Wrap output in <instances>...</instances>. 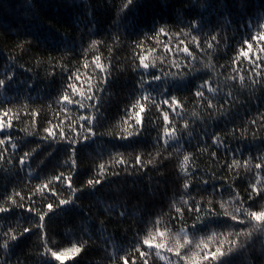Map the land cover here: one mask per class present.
<instances>
[{"label": "snow or ice", "instance_id": "snow-or-ice-1", "mask_svg": "<svg viewBox=\"0 0 264 264\" xmlns=\"http://www.w3.org/2000/svg\"><path fill=\"white\" fill-rule=\"evenodd\" d=\"M197 4L205 11L216 6L213 0H197ZM138 6V0H122L114 24L118 25L119 20L126 18ZM37 7L35 0L29 6L34 16ZM231 7L240 14L234 34L242 29L244 35L237 42L239 47L233 49L234 55L227 65L218 64L220 69L231 70V74L225 77L232 82L230 90L220 95L223 89L214 79L218 75L215 72L217 64L212 62L222 43L227 54L226 35L222 37L212 28L206 30L202 13H197L198 19L194 16L186 23L178 20L174 25L154 18L152 26L139 32L128 45L131 48V56L127 57L130 63L127 69L120 70L136 75V95L123 109L121 122L125 127L120 133L108 132L109 139L103 140L100 152L94 145L106 135L100 131L105 127L102 121L106 119L101 103L115 68L112 53L122 44L119 33L96 39L95 25H92L87 37L82 38L79 49L65 36L63 53L59 58L36 59L37 66L49 64L51 70L45 79L56 82L60 76L53 98L47 104L49 108L55 104L57 110L49 118L32 108L30 103L21 105L27 109L24 116L36 125V130L28 132L27 128H21L20 131L39 139L36 147L25 151L24 148L33 141L16 135L15 125L22 120L20 110L9 106L13 100L8 97L0 101V161H5L9 148L13 156L22 152L17 156L18 175L26 167L30 168L37 149H51L47 152L49 158H56L63 150L64 159L59 165L62 170L54 168L43 177L28 172L29 181L36 179L38 183L29 190L27 197L15 186L10 193L6 190L0 196V218L4 220L0 225V264H28L26 257L31 254L40 257L36 264H65L68 260L76 264L78 258L86 255L89 247L95 244L97 233L103 237L108 264H264V136L259 135L264 130V111H257L246 122L233 123L231 127L213 132L211 137L205 134V138L197 140L196 151L183 154L187 151L185 138H193L190 128L195 121L184 120L186 101L178 94L190 93L204 105L212 119L226 118L240 103L246 90H251L249 99L257 93L264 99V0H260L258 5L254 0H231ZM33 40H20L14 45L20 55L8 56L7 67L0 72V92L7 93L14 86L21 85L29 92L34 88V83L18 80L16 72V67L31 71L18 62L31 52ZM104 50L107 55H104ZM200 54L208 58L206 63L198 61ZM198 63L203 64V69L197 66ZM245 63L247 69L241 67ZM151 112H155V120L150 117ZM176 118L184 120L183 128L174 123ZM40 120L44 123L41 124ZM156 120L160 121L158 125ZM200 123L204 120L201 119ZM149 124L158 129L153 146L156 148L155 157L143 150L139 140ZM249 134L253 141L259 138L262 147L255 155L249 152L244 158L245 149L239 146L232 148L229 141L247 140ZM112 140L125 142L119 146L125 151H119L117 145L111 144ZM221 147L232 154L231 161L225 159L221 165L226 173L232 174V182L229 184L221 178L218 185H210V179L215 180L218 173L213 171L208 179L198 175L196 152H206L213 161H217ZM129 149L131 159H126L125 153ZM137 149L141 151L137 152ZM169 149L177 153L179 167L177 179L180 183L176 185L175 197L167 202V213L165 206H161L159 211L152 209L143 214L133 240L127 246L117 244L111 235L104 236L107 221L123 222L129 217L127 207L124 204L117 207L115 201L111 204L97 202L104 205L101 214L106 218L100 220L98 228L94 222H85L88 217L83 215L80 235L75 241L53 239L55 230L49 224L53 216L82 213L79 202L85 196H93L105 183L111 182L112 177H120L122 173L139 175L148 165L157 167L165 159H171ZM162 152H169V155L164 157ZM237 153L241 159L236 158ZM105 154L108 162L94 163L88 175L77 179L82 157L92 155L102 160ZM181 154L182 159L179 158ZM145 156L152 158L146 160ZM190 160L193 161L191 167ZM241 161L245 175L239 171ZM6 162L13 163L12 159ZM234 167L236 171H233ZM26 198L27 203L24 202ZM165 216L162 222L159 217ZM33 238L35 247L28 252L21 250L25 258L17 256L13 262L12 255L21 242L27 239L31 243Z\"/></svg>", "mask_w": 264, "mask_h": 264}, {"label": "trees", "instance_id": "trees-1", "mask_svg": "<svg viewBox=\"0 0 264 264\" xmlns=\"http://www.w3.org/2000/svg\"><path fill=\"white\" fill-rule=\"evenodd\" d=\"M33 2L34 0H0V72H3L7 67L6 61L10 54L13 56L20 55L19 50L14 47L18 41L36 38L33 40L31 52L25 54L18 62L23 63L25 68H30L31 71H25L24 68L16 67L17 79L34 83V88L29 92L25 86L21 85L14 86L10 92H0V101L8 97V99L13 100V104L9 106L19 108L20 110L22 120L15 125L16 135L17 137H23L27 141H33V143L28 144L24 148L25 151L36 147L39 139L38 137L28 136L24 131H20L21 128H27L28 132L36 130V125L24 116V112L27 109H24L21 105L23 103H30L32 108L42 111L49 118H52L53 113L57 110L55 104L51 108L47 107V104L53 98L54 87L59 82L60 76H57L56 82L45 79L46 73L51 70L49 64L41 63L37 66L36 59L44 61L48 57L59 58L63 53L62 43L65 36L69 38V42H75V47L79 49L82 38L87 37L88 29L92 25H95L93 30L97 33L94 38H106L118 32L122 40V44L112 53L115 68L108 85L107 94L101 103V111L106 119L102 121L105 123V127L101 128L100 131L106 132V135L100 142L94 145L97 152L102 151L101 145L103 140L109 139L108 132L112 134L120 133L125 127L121 122L123 109L136 95L135 81L137 77L130 71H121L120 69H127L130 63L127 57L131 56V48L128 46L131 40L139 32L147 31L152 26L154 18L161 23L174 25L178 20L186 23L194 16L198 19L197 13H202L206 30L212 28L214 31L220 32L222 37L226 35L228 37L225 42L228 45L227 54L224 52V44L222 43L220 52L217 57L213 58L212 62L217 64L215 72L218 75L214 76V79L219 82L220 87L223 89L220 95L223 96L225 92L230 90L232 82L226 80L225 77L231 74V70L227 68L220 69L218 64L227 65L230 57L234 55L233 49L239 47L237 42L244 35L242 29L240 32L234 34L237 23L240 20V14L231 7V0H213L216 6L208 11L200 7L197 4V0H138L139 6L132 9L126 18L119 20L118 25L114 24V21H117V9L122 0H35L38 5L35 16L29 10V6ZM259 2L260 0H254V3L257 5ZM225 4L228 7H223ZM89 10H91V15H89ZM108 42L111 45L112 41L109 40ZM104 55H107L106 50H104ZM207 60L208 58L203 54L198 56V61L206 63ZM197 66L203 69V64L198 63ZM241 67L247 69L248 65L245 63ZM172 71H176V69H172ZM57 72H59L58 68ZM250 91V89L246 90L242 94L240 103L232 109L226 118L217 119L209 118L204 105L197 99H194L187 91L178 94L186 101L184 120L195 121V125L190 128L193 132V138H185L187 141L185 144L187 151L183 154L196 151L197 140L205 138V134L207 137H211L213 132L231 127L233 123L240 124L242 121L246 122L257 111H264V99L261 98L259 93L254 98L249 99ZM193 113L197 115L193 116ZM149 115L152 119H156L155 112H151ZM201 119L204 120V123H200ZM184 120L176 118L174 123L178 128H183ZM39 122L41 124L44 123L43 120ZM159 123L160 121L156 120V124L158 125ZM157 134L158 129L149 124L146 125L143 136L139 138L143 150L151 152L152 157L156 156V148L153 146L156 143L155 137ZM259 135L264 136V130H261ZM229 142L232 148L239 146L245 149L244 158H247L249 152L255 155L257 150L262 147L259 138L253 141L251 134H249L247 140H231ZM111 144L119 147L120 145H124L125 142L112 140ZM201 146L203 147L204 145ZM49 151L51 149H47V151L37 149L36 155L30 161V168L26 167L24 171L19 172L17 175V169L19 168L17 156L22 155V152L18 153L17 156H13L9 148V151L5 153V161H0V196H3L6 190L10 193L13 186H15L17 191H22V194L27 197L29 190L33 185L38 183L36 179L29 181V171L32 172L33 176L38 174L43 177L46 173H51L54 168L57 171L62 170L59 168V165L63 163V150H61L56 158H49L47 155ZM119 151L124 152L125 148L119 147ZM140 151L141 149H137V152ZM169 152H171V159H165L157 167L148 165L139 175H125L122 173L120 177H112L111 182L105 183L93 196H85L79 202L83 209L82 213L77 211L71 216H66L63 213L53 216L52 220L49 221L50 227L55 230L53 239L57 241H75L80 235L79 227L83 215H87L88 217V220L85 222H94L98 228L100 220L106 218L101 214L104 205L97 202L106 201L111 204L115 201L117 207L120 204H124L127 207L129 217L123 222L116 220L107 221V232L104 233V236L111 235L115 238L117 244L122 243L124 246H127L133 240L143 214L152 209L159 211L161 206H165L164 211L167 213L166 204L171 198L175 197L176 185L180 183L177 179L179 167L177 153L171 149H169ZM169 152H162V155L167 157ZM129 153H131V149L125 153L126 159H131ZM218 155L219 159L213 161L206 152L197 151L196 156L198 159L195 160V164L200 169L197 174L208 179L214 171L218 173V176L215 180L210 179V185L213 183L218 185L221 183V178H225L226 182L230 184L232 182V174L226 173V170H223L221 165H223L225 159L230 162L232 154L231 152L226 153L224 148L221 147L218 150ZM152 157L145 156V159L147 160ZM179 158L182 159V154ZM236 158L241 159L239 153H237ZM8 159H12L13 163H7ZM108 159L107 154L103 156L102 160H97L92 155L88 158L82 157L77 179H83L88 175L89 169L93 167L94 163L108 162ZM41 161L44 163L42 164ZM192 163L193 161L190 160V167ZM2 169H8V171ZM233 171H236L235 167ZM239 171L241 175H245L242 161ZM209 191H211V188H209ZM193 195H196V193L194 192ZM36 198L39 200V194H37ZM196 198L199 199L200 197L197 195ZM24 202L27 203V198ZM159 218L163 222L166 216ZM2 224H4V220L0 218V225ZM94 239L95 244L89 247L86 255L78 258L76 264H108L104 251L103 237L97 233ZM34 247L35 238H33L31 243L27 239L22 241L12 255L13 262H15L17 256L25 258L21 250L28 252ZM108 251H112L111 247L108 248ZM26 259L28 264H36L40 260V257L31 254ZM241 259L243 260V258ZM65 264H73V262L72 260H68Z\"/></svg>", "mask_w": 264, "mask_h": 264}]
</instances>
